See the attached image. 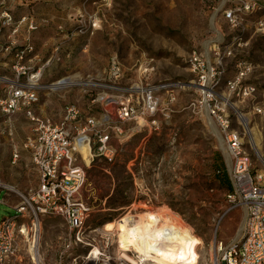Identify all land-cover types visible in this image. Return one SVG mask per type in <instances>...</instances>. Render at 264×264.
Here are the masks:
<instances>
[{"label": "rangeland", "instance_id": "374dc122", "mask_svg": "<svg viewBox=\"0 0 264 264\" xmlns=\"http://www.w3.org/2000/svg\"><path fill=\"white\" fill-rule=\"evenodd\" d=\"M227 11L231 19L225 17ZM2 21L14 24L4 27ZM227 45L232 53L223 57L218 51ZM25 48L29 52L22 64L41 73L34 114L53 122L71 104L94 115L103 113L91 100L111 93L108 66L112 57L120 65L119 87L140 79L144 86L181 85L173 88L170 103L163 92L159 94L170 110L163 129L140 132L133 130V123H117L122 134L106 130L112 135L115 163L106 165L102 158L89 165L81 162L86 183L77 198L92 210L86 235L98 245L108 244L110 250L118 251L117 235L103 231L106 223L127 212L139 214L140 207L164 210L203 241L197 250L198 264H213V242L234 240L243 212L225 197L232 188L231 160L221 146L218 128L205 115L189 109L196 90L188 60L197 51L212 67L222 57L224 80L217 93L247 115V126L256 129L261 158L247 133H243L244 147L251 174L264 185V0H0V98L7 90L3 78L14 77V55ZM239 62L249 65L241 84L254 89L246 96L238 90L229 95L225 86L236 78ZM65 79L67 84L49 88ZM256 109L263 113L257 114ZM229 110L236 118L234 110ZM234 126L244 129L237 121ZM32 127L23 113L9 120L0 118V180L16 192L0 191V221L17 216L15 205L36 190L29 156L22 151L15 165L9 163L13 147L21 149ZM65 238L67 231L59 217L42 219L39 251L45 264H59ZM16 258L15 264H30L23 242ZM69 262L64 259L61 264Z\"/></svg>", "mask_w": 264, "mask_h": 264}, {"label": "built area", "instance_id": "2783aa9c", "mask_svg": "<svg viewBox=\"0 0 264 264\" xmlns=\"http://www.w3.org/2000/svg\"><path fill=\"white\" fill-rule=\"evenodd\" d=\"M225 17L231 19V12L227 11ZM13 24V21H2L4 27ZM26 52H29L27 48L14 55V77L3 78L7 82V90L0 98V118L9 120L23 113L31 121L33 127L30 135L22 143L21 149L13 147L9 163L15 165L24 151L36 173L37 187L31 197H21V201L15 205L13 209L17 216L0 221V264H15L22 242L27 246L30 264H45L44 261L35 263L32 254L39 253L42 219L51 216L59 217L67 231L62 251L58 254L59 264L64 259H69V264H151L152 261L144 256L132 251H113L108 244L98 245L87 237L92 210L77 198L86 183V172L80 163L89 165L97 158H102L106 165L115 163L116 150L110 145L112 135L106 130L112 129L116 136L122 134L123 130L117 123H133V130L140 132L163 129L169 120L170 110L159 94L163 92L170 103L174 100L173 88L181 85L160 83L144 86L140 79L127 87H119L117 82L122 78L120 65L112 57L108 66L111 93L98 94L91 100V103L100 105L103 113L94 115L71 104L63 109L60 120L53 122L34 114L33 109L39 103L37 87L41 73L22 64ZM218 52H222L223 57L230 56L232 49L227 45ZM221 61L222 57H218V64L209 67L197 51H192L188 60L189 70L195 77L191 83L196 90V98L189 109L195 115H205L218 128L231 160L229 180L232 188L225 193V197L232 207H239L243 212L238 236L225 244L213 242L212 263L264 264V185L260 183L259 176L250 172L251 161L244 147V134L247 132L240 113L234 110L224 94L217 93L224 80ZM248 72L246 62L237 64L236 78L225 83L229 95L238 90L246 96L254 90L241 84L240 80ZM230 108L236 113V118ZM256 113L263 112L256 109ZM236 121L238 125H243V130L234 126ZM84 147L90 149L87 162L80 150ZM1 190L16 194L14 187L0 180ZM75 250L78 252L74 255Z\"/></svg>", "mask_w": 264, "mask_h": 264}, {"label": "bare ground", "instance_id": "6f19581e", "mask_svg": "<svg viewBox=\"0 0 264 264\" xmlns=\"http://www.w3.org/2000/svg\"><path fill=\"white\" fill-rule=\"evenodd\" d=\"M67 83L68 80L65 79L54 83L49 88L54 89L57 85ZM240 117L249 136L252 149L261 158L260 138L256 129L247 126L249 124L247 115L240 114ZM220 142H222V139ZM222 143L221 146L223 147ZM80 150L84 161L87 162L90 149L84 147ZM140 211L136 215L127 212L118 220L108 222L103 226L104 232L117 235L118 252L132 251L138 256H144L152 261L151 264L199 263L200 256L197 250L199 247H203L204 244L189 226L181 223L164 210L151 212L144 207H140ZM32 256L35 263L43 261L40 251L38 254H32Z\"/></svg>", "mask_w": 264, "mask_h": 264}, {"label": "trees", "instance_id": "16d2710c", "mask_svg": "<svg viewBox=\"0 0 264 264\" xmlns=\"http://www.w3.org/2000/svg\"><path fill=\"white\" fill-rule=\"evenodd\" d=\"M217 173H219L218 171H217ZM217 184H218V186H220L219 185V182H217ZM230 190H228L227 192H229ZM109 203H111V200H109Z\"/></svg>", "mask_w": 264, "mask_h": 264}]
</instances>
